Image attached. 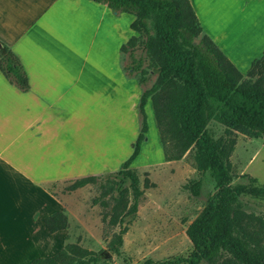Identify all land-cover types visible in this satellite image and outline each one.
<instances>
[{"label": "crops", "instance_id": "1", "mask_svg": "<svg viewBox=\"0 0 264 264\" xmlns=\"http://www.w3.org/2000/svg\"><path fill=\"white\" fill-rule=\"evenodd\" d=\"M221 1L225 8L219 12L218 0H187L201 32L235 69L245 72L259 58V75L264 72V0ZM233 12L253 29L236 39L228 29ZM132 21L129 14H113L90 0H0V42L19 60L29 86L21 92L0 73V258H45L57 250L41 244L61 232L49 234L43 225L44 217L61 208L47 185L119 168L121 161L108 165L115 146L102 143L91 150L85 140L91 120L104 128L124 126L132 131L128 142L135 141L140 90L120 65V47L135 36ZM144 112L156 159L165 162L149 100ZM145 155L143 163L155 160ZM138 156L131 168L140 166Z\"/></svg>", "mask_w": 264, "mask_h": 264}, {"label": "trees", "instance_id": "2", "mask_svg": "<svg viewBox=\"0 0 264 264\" xmlns=\"http://www.w3.org/2000/svg\"><path fill=\"white\" fill-rule=\"evenodd\" d=\"M103 5L113 14L133 17L129 29L134 32L120 52H127L139 43L155 80L140 93L136 106L139 128L129 156L112 173L129 180L128 189H114L108 224L112 227L127 215L136 212L142 192L138 188L131 163L138 156L147 133L145 103L149 100L165 162L177 161L186 152L191 154L193 167L201 175L208 172L215 193L185 234L192 253L188 264L205 260L210 264L219 252L228 257L222 264H264V218L245 212L242 197L264 201V186L231 185L229 157L235 144L234 134L250 138L264 135V72L257 75L260 59L251 61L242 76L218 47L201 32L187 0H90ZM132 57V51L128 53ZM130 73L140 72V65L130 63ZM0 73L21 92L29 90L25 72L17 57L0 42ZM143 86L144 79L136 80ZM214 121L223 127V137L213 140L206 126ZM95 176L72 181L69 191L93 184ZM146 186V184H144ZM200 181L191 182L188 189L197 196ZM104 206L106 205L103 202ZM101 203V206H103ZM117 220V221H116ZM49 234L66 227L62 212L43 218ZM120 230L109 242V249L121 242ZM93 254L72 244L47 258L30 264H93ZM166 263V262H165Z\"/></svg>", "mask_w": 264, "mask_h": 264}, {"label": "rangeland", "instance_id": "3", "mask_svg": "<svg viewBox=\"0 0 264 264\" xmlns=\"http://www.w3.org/2000/svg\"><path fill=\"white\" fill-rule=\"evenodd\" d=\"M216 4L213 3L212 6ZM216 8L219 12L224 10V1L218 0ZM236 12L230 13V17ZM230 20L232 23L228 29L235 39L239 38L240 32L253 30L247 20L242 19L241 16L234 15ZM222 21L225 23V17ZM248 36L252 37V41H256V36L252 34ZM126 51L122 53L120 59L123 75L135 80L142 77L143 86L138 85L141 93L143 89H148L152 85L156 76L151 73L147 57L139 43H136L133 49L127 48ZM130 51H132V57L128 56ZM248 53V50L244 52V54ZM131 61L140 65L142 75L140 72L130 73ZM238 71L244 76L247 70ZM89 123L90 128L85 135L87 136L85 140L90 142L91 150H96L102 143L112 144L111 146H115V152L111 154L110 158L113 160L108 165L114 167L117 161H121L119 162L121 164L130 152L132 143L128 141L132 131L124 126L120 129L118 127L104 128L98 124H92V120ZM150 132H147L145 137L147 140L144 141L142 151L135 161V165L140 166L133 167L138 188L142 192L136 212L121 219L118 218L115 226L111 227L108 222L110 210L114 204L111 198L115 197L116 193L112 192L110 196L107 189L111 185L115 190L128 189V179L112 176L106 172L96 175V181L93 184L72 191L68 190L72 181L46 186L47 191L61 204L58 212H62L65 216L66 227L56 237H49L46 241L41 240L45 250L48 245L53 249L55 245L57 246L55 252L51 249L50 252H44L45 258L61 251L65 244H72L91 252L93 254L91 257L94 258L93 264H188L187 258L193 249L185 231L215 193L214 182L208 172L201 175L196 172L191 154L188 152L177 161L157 160L159 153L155 152V137ZM206 132L213 140L223 137V127L214 121L207 124ZM234 139L235 144L229 157L231 185L250 186L248 181L250 178L254 179L255 186H264V135L260 138H250L235 133ZM158 145L159 152L162 153L160 142ZM149 153L153 155V158H150L151 161L155 160L143 163L145 154L148 157ZM198 180L200 181L198 195L192 196L188 187L191 182ZM103 202L106 203L105 206ZM240 202L245 212L264 218L263 200L242 197ZM120 230H124L121 242L119 245L115 244V251H112L108 244ZM13 246L20 247L18 244ZM16 254L20 255L22 252L18 251ZM226 257H228L227 253L219 252L213 264H222V260ZM33 260L35 259L2 257L0 264H30ZM196 264L210 263L200 260Z\"/></svg>", "mask_w": 264, "mask_h": 264}]
</instances>
